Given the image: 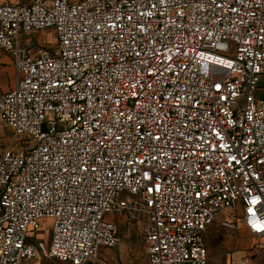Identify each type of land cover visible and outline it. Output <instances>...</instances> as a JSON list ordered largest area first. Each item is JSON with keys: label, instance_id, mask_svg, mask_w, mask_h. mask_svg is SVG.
Here are the masks:
<instances>
[{"label": "built area", "instance_id": "2783aa9c", "mask_svg": "<svg viewBox=\"0 0 264 264\" xmlns=\"http://www.w3.org/2000/svg\"><path fill=\"white\" fill-rule=\"evenodd\" d=\"M0 52V264L96 261L123 214L147 264H209L218 217L264 255V0L9 3Z\"/></svg>", "mask_w": 264, "mask_h": 264}, {"label": "rangeland", "instance_id": "374dc122", "mask_svg": "<svg viewBox=\"0 0 264 264\" xmlns=\"http://www.w3.org/2000/svg\"><path fill=\"white\" fill-rule=\"evenodd\" d=\"M70 2H80L82 0H69ZM26 0H10L7 3H25ZM0 4V5H4ZM31 45L36 47L52 48L55 46V34L51 29L37 31L25 39ZM2 55L0 54V57ZM8 59L9 57L6 56ZM0 69L2 75L0 82L5 83L6 86L12 88L15 84L16 74L13 64L8 62ZM256 93L264 96V78H261L257 84ZM6 92L5 90H3ZM0 134L6 141L8 131L1 126ZM224 218L226 215H223ZM221 217H218L215 222L208 228L205 234V242L208 249L209 264H232L240 260H247L251 264H264V255L260 254L257 247V241L248 235L242 229L232 230L221 224ZM119 226L121 243L117 248L107 249L101 248L99 256L96 261L88 264H147L146 254L143 242V229L145 227L144 221L141 219H130L129 215H121L115 218ZM50 224L43 222V224ZM50 227V226H49ZM49 230H42L39 233V238L45 241L49 239ZM41 264H70L60 262L57 260H44Z\"/></svg>", "mask_w": 264, "mask_h": 264}, {"label": "crops", "instance_id": "0c3cea01", "mask_svg": "<svg viewBox=\"0 0 264 264\" xmlns=\"http://www.w3.org/2000/svg\"><path fill=\"white\" fill-rule=\"evenodd\" d=\"M9 1L10 0H0V4H4V3H7ZM0 54L2 55L0 57V69H2L3 68L2 67L3 65L7 64L8 62L12 63V60H11V58L8 55L3 54L1 52H0ZM6 56H8L9 59ZM2 74H3L2 71H0V77H1ZM9 89H11V88H9L8 86H6L5 83L0 82V93H3L4 92L3 90L8 91Z\"/></svg>", "mask_w": 264, "mask_h": 264}]
</instances>
